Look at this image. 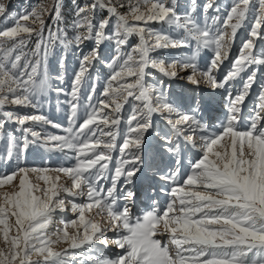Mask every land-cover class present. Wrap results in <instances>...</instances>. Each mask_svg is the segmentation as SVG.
<instances>
[{
	"label": "snow or ice",
	"instance_id": "6c2138e0",
	"mask_svg": "<svg viewBox=\"0 0 264 264\" xmlns=\"http://www.w3.org/2000/svg\"><path fill=\"white\" fill-rule=\"evenodd\" d=\"M72 5L69 37L59 26V0L52 10L41 6L23 14L10 13L0 0V141L6 143L0 163L17 162L10 174L0 175V264H264V75L259 111L246 128L238 126L239 105L257 72L264 74V0H232L226 16L211 17V25L206 15L201 20L200 10L219 11L214 0H187L186 6L180 0H72ZM249 15L248 38L218 80L213 73L228 59ZM33 36L29 55L23 49ZM257 38L262 42L258 51ZM208 49L212 58L201 69V54ZM69 51L77 67L66 101V134L36 131V126L62 127L34 113L53 92L59 106L65 89L53 86V74L65 81ZM50 57L58 67L50 66ZM105 65L111 71L103 98L92 103L93 83L88 103L81 105L79 93L91 71ZM241 73L246 74L243 92L230 98L227 123L213 130L203 115L210 98L197 90L201 84L225 88ZM177 80L196 88L191 94L173 93ZM125 105L130 114L122 133ZM10 106L34 112L21 115L6 110ZM80 107L85 109L82 122ZM9 124L19 136L7 131ZM30 148L71 153L76 163L21 166ZM193 149L198 154L186 168L185 155ZM114 151L120 156L109 168ZM62 176L70 186L60 183ZM6 185L11 190H4ZM69 204L76 218H61L63 228L50 232L56 212H65ZM141 206L143 211L133 212ZM61 243L67 247L57 250ZM110 243L121 251L105 254Z\"/></svg>",
	"mask_w": 264,
	"mask_h": 264
},
{
	"label": "rangeland",
	"instance_id": "374dc122",
	"mask_svg": "<svg viewBox=\"0 0 264 264\" xmlns=\"http://www.w3.org/2000/svg\"><path fill=\"white\" fill-rule=\"evenodd\" d=\"M56 2V0H3V3L7 5L8 11L10 13H17V14H23L25 12H31L34 8L39 10V8L42 6L46 9L52 10L53 4ZM78 2H90V0H78ZM205 0H198V3L203 4ZM253 3H255V0H252ZM180 3L182 6L187 5V0H180ZM214 4L218 7L219 11H216L215 9H209L208 12L205 14L202 10H200V18L203 21L205 15L209 18L208 23L209 25L212 24L211 17L218 16V17H225L227 14V11L229 10L230 6L232 5V0H214ZM60 5V11H61V21L59 26L61 28H65L67 31V35L71 37L73 35V29L71 28L72 20L74 19L73 15V5L72 0H59ZM121 11H126V9H121ZM106 15V13H105ZM44 20L46 24H51L52 21L50 17L45 14ZM12 21H7L8 26H12ZM22 23H24L22 21ZM252 24L251 15H249L248 19L244 22L243 26L237 30V35L234 39V42L231 45V49L229 52L228 59L224 60V62L220 65L219 69L214 71L213 75L218 79L222 80L224 75L232 68V64L235 60V58L238 57L240 53V49L242 47V43L248 38L250 26ZM4 26V18L0 17V27ZM153 27L159 28L160 25L153 22ZM228 32L230 33V29H228ZM47 35V30L45 31V36ZM133 43L136 42V38H131ZM36 37L33 36L32 40L29 41L27 46L23 49L24 52L31 54V50L35 47ZM261 41L257 38L256 39V48L254 50H259L261 47ZM90 47V44H85L84 51H88ZM169 52V54H174L177 58L179 56L183 55V52L178 50H166ZM212 51L211 49L205 50L201 54V59L199 61V66L201 69H204L207 64L210 63V60L212 58ZM50 66H56L55 60L50 57L49 59ZM67 73L65 74V81L63 83H60V81L55 79V75L53 74V86L54 87H62L65 89V93L62 94L59 97L60 104L57 106L56 100V94L53 92L49 98V102L44 104V106L36 110L34 114H43L47 116L49 119L53 120L57 124H60L61 128H53L51 126L45 125L43 127L36 126V131H43L47 134H57V135H65L64 129L68 128L69 126V105L66 102L67 100L71 99L70 95H68L71 92L72 88V70L77 67L76 61L74 57L72 56L71 52L69 51L67 53ZM58 67V66H56ZM111 71L110 68L105 66H97L95 69L91 71L90 78L86 80L84 85L81 88V91L79 93L80 95V104L86 105L88 103L87 96L90 94V85L95 83L96 85V94L93 97L92 103L95 104L96 100L98 98H103L101 93L103 90V86L105 84V80L107 77V74ZM155 72V70H153ZM184 73H181L183 75ZM156 75H159L158 73ZM264 75L260 72H257V79L256 82L251 85L249 88L247 94L245 95L244 100L240 103V112L238 114L239 117V127L246 128L247 125L250 123V117L254 116L257 111H259L258 105L260 104L259 100V94L261 92V76ZM167 79V78H165ZM246 80V74L241 73L239 76H237L234 80L229 81V83L225 86V88H219V89H212L208 87L206 84H201L199 89L197 90L198 93L202 96H204L206 99L210 98V104L206 106V109L203 113L204 115V122L207 123L213 130H219L221 124L227 123V118L229 116V100L234 99L238 94L243 92L244 82ZM196 86L188 83L186 80H177L172 83L171 91L176 94L184 93V94H191L193 89H195ZM6 110H12L15 111L21 115L23 114H32L34 112L33 109L30 108H17L15 106H10ZM85 109L84 107H80L78 110V122H82V118L84 116ZM130 114V107L128 105H125L124 109L122 110L121 114V125L120 129L122 133L127 132V123L126 120ZM261 115L264 116V112H261ZM101 127H103L101 125ZM7 131L11 132L14 135L19 136V131L16 130V126L9 124L7 126ZM119 142V141H118ZM6 150V143L4 141H0V156L5 154ZM198 154V149H193L190 152H187L184 158V164L187 168V165L190 160L194 158ZM114 160L109 163V168H113L116 159H119V152L114 151L112 153ZM76 163L75 159L72 158V154L68 153L67 157L65 153L61 152H47L42 148H30L29 151L26 154V157L22 158L20 161L21 166H27V167H38V166H49L52 168L64 166V167H72ZM17 162L15 159L8 163L7 165L0 163V175H3L4 173H11L14 168L16 167ZM30 179H32L34 182L35 178L34 176L30 175ZM14 183H18V178ZM41 185L43 186V182L40 181ZM60 183H67L70 186V181L67 180L65 177H61ZM4 190H11L9 186H5ZM63 196L64 194L61 193ZM71 199V198H69ZM166 199L163 195L161 196V203L163 204V201ZM83 201V198L78 199L76 202L80 203ZM141 211H143V206L139 208H134L133 212L136 214H139ZM95 212V210H94ZM93 212V214H94ZM63 218L64 220H71L75 219V214L71 211V205H67V209L65 212H59L57 211L53 222L49 227V231L51 232L57 227L63 228V225L60 224V219ZM97 221H99L101 224H103V219L101 217H96ZM69 232H72L73 229L69 227ZM108 236L111 237L112 233L109 232ZM52 239H55V236L52 237ZM2 246V245H0ZM57 250L63 249L67 247V244L61 243L59 245L55 246ZM101 249L104 248L103 245H98ZM120 249H117L115 245L109 244L108 248L105 250V254L112 255L116 252H120ZM33 260L38 259L37 256L33 255Z\"/></svg>",
	"mask_w": 264,
	"mask_h": 264
}]
</instances>
